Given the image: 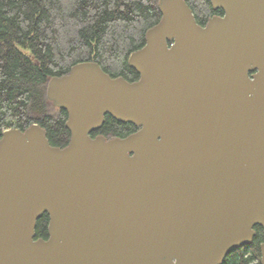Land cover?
Wrapping results in <instances>:
<instances>
[{
  "label": "water",
  "instance_id": "1",
  "mask_svg": "<svg viewBox=\"0 0 264 264\" xmlns=\"http://www.w3.org/2000/svg\"><path fill=\"white\" fill-rule=\"evenodd\" d=\"M209 1L224 15L201 26L158 0L136 81L94 61L49 80L65 147L36 123L3 132L0 264H222L264 230V0ZM105 115L139 129L91 136Z\"/></svg>",
  "mask_w": 264,
  "mask_h": 264
},
{
  "label": "trees",
  "instance_id": "2",
  "mask_svg": "<svg viewBox=\"0 0 264 264\" xmlns=\"http://www.w3.org/2000/svg\"><path fill=\"white\" fill-rule=\"evenodd\" d=\"M199 25L213 13L208 0H185ZM161 19L158 0H0V138L9 128L36 123L52 146L68 145V114L46 95L53 76L79 62L94 61L111 77L133 82L138 72L129 55L145 44L146 32ZM139 128L105 115L90 135L126 137ZM43 213L35 239L48 238ZM249 244L230 251L222 264H261L264 230L254 226Z\"/></svg>",
  "mask_w": 264,
  "mask_h": 264
},
{
  "label": "flooded vegetation",
  "instance_id": "3",
  "mask_svg": "<svg viewBox=\"0 0 264 264\" xmlns=\"http://www.w3.org/2000/svg\"><path fill=\"white\" fill-rule=\"evenodd\" d=\"M208 2H209V4H210L211 7H212L213 13L210 14V15L207 17V20H206L203 24H201V26H205V25L207 24L208 20H209L210 18L214 17V16H223V15H224V11H223V9H221V8H217V7H214V6L211 4V2H210L209 0H208Z\"/></svg>",
  "mask_w": 264,
  "mask_h": 264
}]
</instances>
